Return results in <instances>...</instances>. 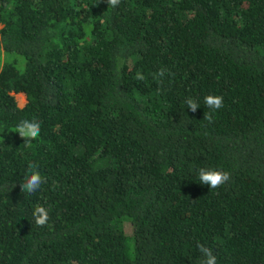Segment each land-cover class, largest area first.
I'll list each match as a JSON object with an SVG mask.
<instances>
[{"label":"trees","instance_id":"trees-1","mask_svg":"<svg viewBox=\"0 0 264 264\" xmlns=\"http://www.w3.org/2000/svg\"><path fill=\"white\" fill-rule=\"evenodd\" d=\"M198 244L264 264V0H0V264H200Z\"/></svg>","mask_w":264,"mask_h":264},{"label":"clouds","instance_id":"clouds-1","mask_svg":"<svg viewBox=\"0 0 264 264\" xmlns=\"http://www.w3.org/2000/svg\"><path fill=\"white\" fill-rule=\"evenodd\" d=\"M107 2L108 5L115 7L120 3V0H107ZM165 71L166 69H161L157 74H155L154 79L162 83L163 81L161 78L164 76ZM135 78L137 81L146 80L145 75L141 72H137ZM185 103L187 108L193 112H195L199 107L198 102L191 97L187 98ZM204 105L211 109V111L204 113V119L211 123L214 119L213 113L224 107V98L222 95L208 94L204 97ZM15 131L18 132L25 141V147L31 148L32 141L38 139L40 136L41 124L35 119H22L15 125ZM28 169L31 174L25 177L20 187L22 191L34 194L38 189H40L42 183H44V178L37 170L36 164L29 163ZM198 178L200 183L208 185L209 189H216L230 181L231 176L228 171H224L222 169L201 167L198 169ZM32 216L35 224L43 227L49 221V210L42 205H37L32 212ZM197 248L204 256V259L201 260L200 264H217V258L210 248H207L202 244H198Z\"/></svg>","mask_w":264,"mask_h":264},{"label":"rangeland","instance_id":"rangeland-1","mask_svg":"<svg viewBox=\"0 0 264 264\" xmlns=\"http://www.w3.org/2000/svg\"><path fill=\"white\" fill-rule=\"evenodd\" d=\"M11 57H17L18 58V61L16 62V66H17V68L18 69H21L22 68V60H23V57H22V55H20V54H16V53H10L9 54ZM97 164V163H96ZM124 230L126 231V232H129L130 231V226H129V224L125 221L124 222Z\"/></svg>","mask_w":264,"mask_h":264}]
</instances>
